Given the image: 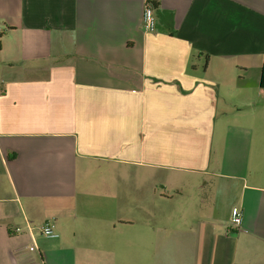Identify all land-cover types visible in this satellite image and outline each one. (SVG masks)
Wrapping results in <instances>:
<instances>
[{"label": "crops", "instance_id": "crops-1", "mask_svg": "<svg viewBox=\"0 0 264 264\" xmlns=\"http://www.w3.org/2000/svg\"><path fill=\"white\" fill-rule=\"evenodd\" d=\"M143 9L0 0V264H264V0Z\"/></svg>", "mask_w": 264, "mask_h": 264}, {"label": "built area", "instance_id": "built-area-1", "mask_svg": "<svg viewBox=\"0 0 264 264\" xmlns=\"http://www.w3.org/2000/svg\"><path fill=\"white\" fill-rule=\"evenodd\" d=\"M160 0H143L144 9L142 13L141 23L142 29L146 33H154L157 28V19L155 16V8ZM244 216L243 211L239 207H233L231 211L230 229L232 231L243 230ZM43 235L47 238H56L58 234L54 231L52 223H46L42 228Z\"/></svg>", "mask_w": 264, "mask_h": 264}, {"label": "rangeland", "instance_id": "rangeland-1", "mask_svg": "<svg viewBox=\"0 0 264 264\" xmlns=\"http://www.w3.org/2000/svg\"><path fill=\"white\" fill-rule=\"evenodd\" d=\"M196 187L195 188H191V189H186L184 191V194L186 196V199L189 200V197H199L202 196L203 199L206 201V203H204L203 207H202V212L204 214H207L210 211V199L213 195L214 192V183L212 181H208V185L207 186H203V182L201 180H196Z\"/></svg>", "mask_w": 264, "mask_h": 264}, {"label": "trees", "instance_id": "trees-1", "mask_svg": "<svg viewBox=\"0 0 264 264\" xmlns=\"http://www.w3.org/2000/svg\"><path fill=\"white\" fill-rule=\"evenodd\" d=\"M261 87L264 88V62H263L262 74H261Z\"/></svg>", "mask_w": 264, "mask_h": 264}]
</instances>
